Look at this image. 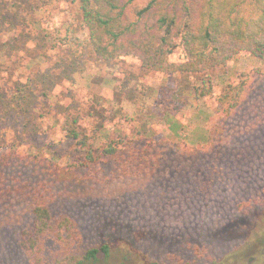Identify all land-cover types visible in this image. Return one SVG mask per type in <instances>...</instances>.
Returning a JSON list of instances; mask_svg holds the SVG:
<instances>
[{
	"label": "rangeland",
	"instance_id": "obj_1",
	"mask_svg": "<svg viewBox=\"0 0 264 264\" xmlns=\"http://www.w3.org/2000/svg\"><path fill=\"white\" fill-rule=\"evenodd\" d=\"M1 43L0 178L9 188L0 190V264H31L21 235L33 224L32 204L45 202L77 223L85 246L108 245V258L100 254L85 264H211L238 255L244 260L233 264L252 258L264 264L260 250L243 246L254 238L256 212L238 210L264 196L262 61L227 63L229 77L246 73L247 80L238 107L225 118L210 97L171 101L175 76L145 71L131 57H95L75 0H0ZM170 60L181 63L183 54L175 51ZM186 84L188 91L193 81ZM213 92L220 93L218 78ZM72 113L90 137L99 123L111 138L153 131L160 155L128 167L101 159L98 176L74 170L82 152L62 131ZM167 114L187 132L211 129L208 166L215 173L193 171L195 160L181 154L194 148L173 135L162 118ZM261 228L259 222L254 229Z\"/></svg>",
	"mask_w": 264,
	"mask_h": 264
},
{
	"label": "trees",
	"instance_id": "obj_2",
	"mask_svg": "<svg viewBox=\"0 0 264 264\" xmlns=\"http://www.w3.org/2000/svg\"><path fill=\"white\" fill-rule=\"evenodd\" d=\"M75 2L79 23L87 32L89 47L95 57L105 62L131 57L145 71L175 76L176 88L171 92L173 102L184 103L190 97L196 100L210 97L218 105L222 116L228 118L239 105L247 74L237 73L229 77L224 70L227 63L239 57L264 63V0ZM3 44H0V53L6 46V43ZM175 51L183 54V62L170 60ZM216 71L219 72L215 74ZM215 78L219 81V94L213 92ZM186 81H193L188 91ZM162 118L169 123L174 136L190 140L193 154L182 153L181 156L195 160V163H189L193 171L198 168L199 171H209L210 175L215 173L208 166L211 158L208 149L213 146L211 129L196 126L193 131L187 132L174 117L167 114ZM79 124L80 117L72 113L65 117L62 126L65 137L74 141L82 152L81 162L70 166L74 170H95L98 176L94 166L101 159L128 167L130 163L134 166L160 155L159 149L154 146V132L148 129L138 131L133 137L119 135L111 138L108 130L99 123L90 137L80 129ZM145 139L150 141L141 146ZM164 143L170 142L165 140ZM199 146L206 149L202 150ZM28 155L31 156V153ZM7 159L11 161L13 158L7 156ZM210 183L207 186L211 187ZM4 187L9 188V180L0 178V190ZM202 194V200H209L204 191ZM30 210L33 224L22 232L20 246L31 264H85L94 263L100 254L104 258L109 257L108 245L85 246L77 223L61 211L54 212L47 202L32 204ZM238 210L242 215L251 217L252 212H256L259 221L252 223L254 238L247 239L243 246H250L255 253L260 250L264 255V228L254 229L257 223L264 224V196L239 204ZM244 258L238 255L219 263L213 260L211 264H233ZM247 262L252 264L253 258ZM149 264L165 263L151 260Z\"/></svg>",
	"mask_w": 264,
	"mask_h": 264
}]
</instances>
